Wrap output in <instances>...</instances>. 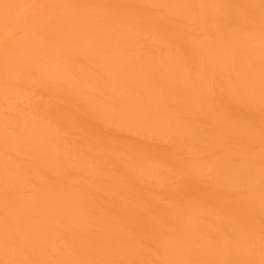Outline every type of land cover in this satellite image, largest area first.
Listing matches in <instances>:
<instances>
[{"label": "bare ground", "instance_id": "obj_1", "mask_svg": "<svg viewBox=\"0 0 264 264\" xmlns=\"http://www.w3.org/2000/svg\"><path fill=\"white\" fill-rule=\"evenodd\" d=\"M0 264H264V0H0Z\"/></svg>", "mask_w": 264, "mask_h": 264}]
</instances>
